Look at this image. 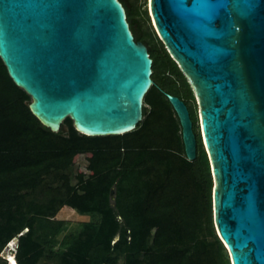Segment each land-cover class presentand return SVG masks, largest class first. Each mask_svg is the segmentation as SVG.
I'll list each match as a JSON object with an SVG mask.
<instances>
[{"label": "water", "instance_id": "1", "mask_svg": "<svg viewBox=\"0 0 264 264\" xmlns=\"http://www.w3.org/2000/svg\"><path fill=\"white\" fill-rule=\"evenodd\" d=\"M147 6L194 95L212 179V224L229 264H264V0ZM0 60L28 95L31 114L52 132L66 117L86 136L128 132L151 84V59L133 40L118 0H0ZM165 96L192 160L187 108Z\"/></svg>", "mask_w": 264, "mask_h": 264}, {"label": "trees", "instance_id": "2", "mask_svg": "<svg viewBox=\"0 0 264 264\" xmlns=\"http://www.w3.org/2000/svg\"><path fill=\"white\" fill-rule=\"evenodd\" d=\"M118 1L151 59V84L132 130L86 136L66 117L50 131L0 60V264L13 238L15 264H229L212 224V179L192 90L144 0ZM166 94L187 108L192 160ZM74 156H83L81 170ZM64 206L84 219L56 218Z\"/></svg>", "mask_w": 264, "mask_h": 264}, {"label": "rangeland", "instance_id": "3", "mask_svg": "<svg viewBox=\"0 0 264 264\" xmlns=\"http://www.w3.org/2000/svg\"><path fill=\"white\" fill-rule=\"evenodd\" d=\"M148 0H144V6L146 8V11H147V14L149 16V13H148ZM150 19V17H149ZM150 23H151V19H150ZM152 25V23H151ZM82 157L83 156H74L73 160L75 161V163H77L78 165V169L81 170L83 168V164L81 163L82 162ZM56 218L58 219H67L69 220L70 222H75L77 220H81V219H84L83 216L81 215H78L77 213H75L72 209L64 206L62 207L57 213H56ZM14 245V243L12 244ZM10 245V246H12ZM9 247V246H8ZM7 254V247L5 246L3 248V250L1 251V255L4 257L5 255ZM6 264V263H5Z\"/></svg>", "mask_w": 264, "mask_h": 264}, {"label": "built area", "instance_id": "4", "mask_svg": "<svg viewBox=\"0 0 264 264\" xmlns=\"http://www.w3.org/2000/svg\"><path fill=\"white\" fill-rule=\"evenodd\" d=\"M10 242H8L6 244V247H7V254L3 257L2 255V258L5 260V263L6 264H9L10 262V259L13 261V264H15V260H14V256H13V253H14V249H15V246L12 245L10 246L9 245ZM9 246V247H8Z\"/></svg>", "mask_w": 264, "mask_h": 264}, {"label": "bare ground", "instance_id": "5", "mask_svg": "<svg viewBox=\"0 0 264 264\" xmlns=\"http://www.w3.org/2000/svg\"><path fill=\"white\" fill-rule=\"evenodd\" d=\"M12 244H13V242L10 241L9 245H12ZM10 261L13 262L11 259H10ZM9 264H13V263H10V262H9Z\"/></svg>", "mask_w": 264, "mask_h": 264}]
</instances>
